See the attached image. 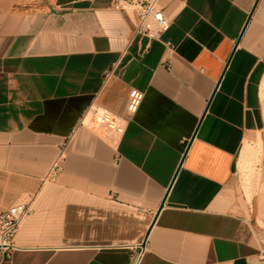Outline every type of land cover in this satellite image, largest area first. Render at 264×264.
Returning <instances> with one entry per match:
<instances>
[{
    "label": "crops",
    "instance_id": "obj_1",
    "mask_svg": "<svg viewBox=\"0 0 264 264\" xmlns=\"http://www.w3.org/2000/svg\"><path fill=\"white\" fill-rule=\"evenodd\" d=\"M113 1L0 0V212L32 203L0 264H264L236 176L264 136V0H161L162 40ZM92 103L118 126L79 125Z\"/></svg>",
    "mask_w": 264,
    "mask_h": 264
},
{
    "label": "built area",
    "instance_id": "obj_2",
    "mask_svg": "<svg viewBox=\"0 0 264 264\" xmlns=\"http://www.w3.org/2000/svg\"><path fill=\"white\" fill-rule=\"evenodd\" d=\"M113 7L124 11L131 19L132 36H144L148 40H162L170 28L168 18L161 0H114ZM170 46V42H166ZM111 71L106 72L107 81ZM98 124L114 126L115 117L106 108L96 103L90 104L83 113L78 124ZM63 154L53 162L49 174H56L62 167ZM32 212L31 199L19 198L0 212V261L11 256L16 248L15 237L23 220ZM134 264H137L135 262Z\"/></svg>",
    "mask_w": 264,
    "mask_h": 264
},
{
    "label": "rangeland",
    "instance_id": "obj_3",
    "mask_svg": "<svg viewBox=\"0 0 264 264\" xmlns=\"http://www.w3.org/2000/svg\"><path fill=\"white\" fill-rule=\"evenodd\" d=\"M236 176L247 202L255 197L264 210V136L244 145Z\"/></svg>",
    "mask_w": 264,
    "mask_h": 264
}]
</instances>
